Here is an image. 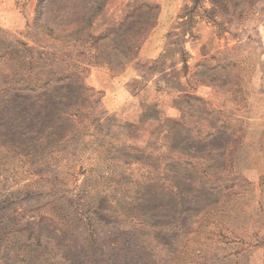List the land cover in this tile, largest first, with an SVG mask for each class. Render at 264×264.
<instances>
[{"label": "rangeland", "instance_id": "rangeland-1", "mask_svg": "<svg viewBox=\"0 0 264 264\" xmlns=\"http://www.w3.org/2000/svg\"><path fill=\"white\" fill-rule=\"evenodd\" d=\"M264 264V0H0V264Z\"/></svg>", "mask_w": 264, "mask_h": 264}, {"label": "trees", "instance_id": "trees-1", "mask_svg": "<svg viewBox=\"0 0 264 264\" xmlns=\"http://www.w3.org/2000/svg\"><path fill=\"white\" fill-rule=\"evenodd\" d=\"M199 0H194V6H196L198 4ZM5 264H9V262L5 263Z\"/></svg>", "mask_w": 264, "mask_h": 264}]
</instances>
